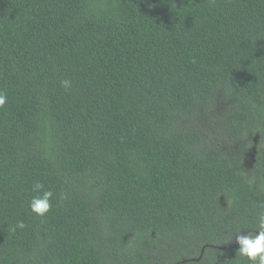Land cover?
Returning <instances> with one entry per match:
<instances>
[{"label": "trees", "instance_id": "trees-1", "mask_svg": "<svg viewBox=\"0 0 264 264\" xmlns=\"http://www.w3.org/2000/svg\"><path fill=\"white\" fill-rule=\"evenodd\" d=\"M0 91V264H251L264 0H0Z\"/></svg>", "mask_w": 264, "mask_h": 264}, {"label": "clouds", "instance_id": "clouds-1", "mask_svg": "<svg viewBox=\"0 0 264 264\" xmlns=\"http://www.w3.org/2000/svg\"><path fill=\"white\" fill-rule=\"evenodd\" d=\"M61 85L68 89L71 87L70 80H62ZM7 103V95L4 91H0V107H3ZM44 188V185L37 182L33 186L34 192H39ZM53 193L48 190H44L42 195H36L32 198L30 202V209L32 212L36 213L38 216H44L51 207L50 199ZM23 229L26 227L23 221L17 223L13 227V231L16 228ZM257 232H249L247 235L239 232L235 235V241L238 245V252L241 256L246 257L251 264H264V212L258 214V227Z\"/></svg>", "mask_w": 264, "mask_h": 264}]
</instances>
